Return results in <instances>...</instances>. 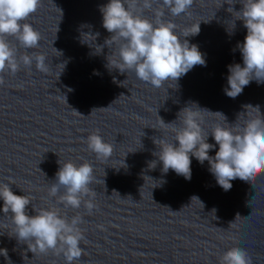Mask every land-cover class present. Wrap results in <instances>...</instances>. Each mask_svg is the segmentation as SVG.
Here are the masks:
<instances>
[{
    "label": "water",
    "instance_id": "95a60500",
    "mask_svg": "<svg viewBox=\"0 0 264 264\" xmlns=\"http://www.w3.org/2000/svg\"><path fill=\"white\" fill-rule=\"evenodd\" d=\"M108 2L77 1L39 31L37 48L18 49V59L26 52L43 53L47 73L37 71L35 61L31 68L21 64L15 74L0 73V183L11 181L14 194L31 198L30 216L35 215L32 206H55L69 218L82 215L84 240L79 246L86 254L73 264H220V257L236 247L247 251L252 264H264V173L250 183L232 180L225 191L208 162L201 164L195 157L190 156V180L171 169L162 173L159 162L155 169L148 167L157 159L153 138L174 135L159 117L173 122L190 104L213 112L201 113L206 142L214 145L210 156L218 151L211 135L215 126L242 129L249 120L264 119V82L253 79L235 98L224 93L227 66H244L236 48L247 33L242 21L227 11L225 0H193L188 13L179 16L165 9L162 19L178 26V36L200 23L197 35L181 39L198 47L206 65L156 88L140 81L134 70L121 73L106 67L110 49L103 45L112 33L103 28L99 9ZM232 7L239 11L242 5ZM142 15L154 20L151 10ZM97 46H103L99 54ZM97 131L113 145L108 159H98L88 149L87 138ZM58 161L93 166L95 180L89 187L96 207L90 215L83 204L65 208L57 197L48 196ZM62 194L60 186L57 196ZM10 215L0 212V249L7 250L0 264H66L62 254L34 255L26 242H18Z\"/></svg>",
    "mask_w": 264,
    "mask_h": 264
},
{
    "label": "clouds",
    "instance_id": "9594fccd",
    "mask_svg": "<svg viewBox=\"0 0 264 264\" xmlns=\"http://www.w3.org/2000/svg\"><path fill=\"white\" fill-rule=\"evenodd\" d=\"M155 2L156 0H109L99 10L103 28L112 33L103 45L110 49L106 56V67L109 70L117 69L121 73L134 70L140 81L160 88L169 80L177 81L196 65L205 66L206 61L196 45H190L188 40L181 39L197 35L200 23L184 29L182 35L178 36V26L162 19L165 9L172 16L187 14L193 0H160L159 5L153 8ZM40 3L41 0H0V73L15 74L20 70L21 64L31 68L33 61L37 71H49L45 62L47 58L43 53L26 52L18 59V49L8 39L14 38L24 49L39 46L40 33L24 21L37 11ZM224 3L229 5L227 11L235 16V20L242 21L247 30L243 43L238 42L236 45L244 66H227L229 74L224 93L230 98H235L253 79L257 83L264 82V0H225ZM235 3L242 5L239 11H234L232 5ZM144 10H151L154 20L144 17ZM234 21L229 34H232L235 27ZM103 46H97L95 52L99 54ZM64 66L62 63L60 73ZM3 83L4 80L0 76V85ZM191 105L196 107L192 108ZM256 109L259 112L258 107ZM202 112L210 111L193 103L181 109L173 122L165 123L157 115L162 127L174 135L171 139L162 136L153 138L158 150L153 153L157 159L148 163L150 169H155L159 162L162 164V173L166 174L171 169L185 180H190V156L195 157L201 164L208 162L210 173L225 191L232 188V180L239 179L250 183L257 174L264 173V119L249 120L242 129L227 123V126H215L211 135L218 145V151L214 156H210L209 150L214 145L206 142L209 134L204 133L201 127ZM214 114H220L225 121L223 114ZM87 145L98 159H108L113 153V145L105 142L98 131L88 136ZM94 180V169L90 163L76 165L71 161L65 162L60 164L56 183L49 187L48 196L57 197V203L63 204L65 208L79 209L83 204L90 215L96 207L93 203L95 192L89 187ZM162 183L163 180L159 181L158 186ZM11 184V181L0 183V200L3 201L0 212L5 215L11 213L14 235L18 242H26L28 250L34 255H47L50 251L55 255L62 254L66 264H73L86 254L79 246L84 240L79 227L84 222L80 213L69 218L55 206L39 209L32 206L35 215L30 216L27 212L28 206L32 204L31 198L14 194L10 188ZM60 186H63L64 194L57 196ZM193 198L203 206L197 197L193 196L191 200ZM238 216L239 214L236 217ZM0 255L7 259V250L0 249ZM220 264H252V258L245 249L236 247L220 257Z\"/></svg>",
    "mask_w": 264,
    "mask_h": 264
}]
</instances>
